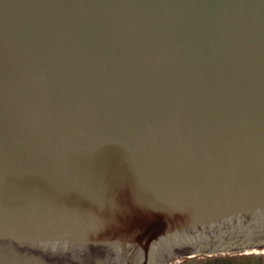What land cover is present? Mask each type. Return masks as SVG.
<instances>
[{
	"label": "water",
	"instance_id": "obj_1",
	"mask_svg": "<svg viewBox=\"0 0 264 264\" xmlns=\"http://www.w3.org/2000/svg\"><path fill=\"white\" fill-rule=\"evenodd\" d=\"M260 246L264 0H0V264Z\"/></svg>",
	"mask_w": 264,
	"mask_h": 264
},
{
	"label": "rangeland",
	"instance_id": "obj_2",
	"mask_svg": "<svg viewBox=\"0 0 264 264\" xmlns=\"http://www.w3.org/2000/svg\"><path fill=\"white\" fill-rule=\"evenodd\" d=\"M239 251L186 258L184 264H261L263 255L258 251ZM259 254V256L257 255Z\"/></svg>",
	"mask_w": 264,
	"mask_h": 264
},
{
	"label": "flooded vegetation",
	"instance_id": "obj_3",
	"mask_svg": "<svg viewBox=\"0 0 264 264\" xmlns=\"http://www.w3.org/2000/svg\"><path fill=\"white\" fill-rule=\"evenodd\" d=\"M260 253H262V255H263V259H262L261 264H264V253L263 252H260ZM257 255L259 256V254H257ZM185 260H186V258H181V259H173V258L170 259L169 258L163 264H184Z\"/></svg>",
	"mask_w": 264,
	"mask_h": 264
},
{
	"label": "bare ground",
	"instance_id": "obj_4",
	"mask_svg": "<svg viewBox=\"0 0 264 264\" xmlns=\"http://www.w3.org/2000/svg\"><path fill=\"white\" fill-rule=\"evenodd\" d=\"M258 251V252H263L264 253V246H260V247H256L254 248V250H248L246 252H250V251Z\"/></svg>",
	"mask_w": 264,
	"mask_h": 264
}]
</instances>
